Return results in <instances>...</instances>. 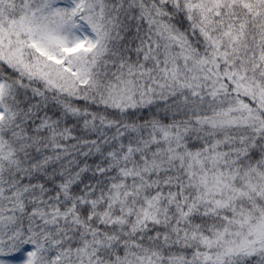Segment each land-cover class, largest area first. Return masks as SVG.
<instances>
[{
    "label": "snow or ice",
    "instance_id": "1",
    "mask_svg": "<svg viewBox=\"0 0 264 264\" xmlns=\"http://www.w3.org/2000/svg\"><path fill=\"white\" fill-rule=\"evenodd\" d=\"M0 264H264V0H0Z\"/></svg>",
    "mask_w": 264,
    "mask_h": 264
}]
</instances>
